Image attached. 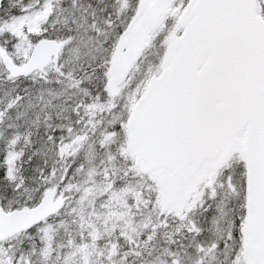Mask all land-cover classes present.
Listing matches in <instances>:
<instances>
[{
	"label": "snow or ice",
	"instance_id": "obj_1",
	"mask_svg": "<svg viewBox=\"0 0 264 264\" xmlns=\"http://www.w3.org/2000/svg\"><path fill=\"white\" fill-rule=\"evenodd\" d=\"M0 264H264V0H0Z\"/></svg>",
	"mask_w": 264,
	"mask_h": 264
}]
</instances>
